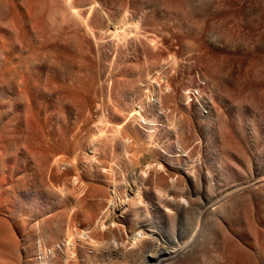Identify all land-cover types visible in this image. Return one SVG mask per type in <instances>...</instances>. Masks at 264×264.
<instances>
[{
  "label": "rangeland",
  "instance_id": "374dc122",
  "mask_svg": "<svg viewBox=\"0 0 264 264\" xmlns=\"http://www.w3.org/2000/svg\"><path fill=\"white\" fill-rule=\"evenodd\" d=\"M94 1L98 5L96 6L98 10V19L100 21L103 19L101 22H105L109 14L112 20L111 22L115 24V30L121 31L120 36H122V32L126 30L127 36L128 33L133 31L138 37L133 35V32H131V35H129L130 37H127L124 34L125 32H123L125 35L123 38L127 37L125 40L126 43L122 41V38L119 36L118 38L121 42H117L119 41L116 37L117 35L115 36L117 41L115 38L113 39L114 42L112 44V51L110 53H112L113 58L115 56L116 59H113L111 66V83L108 81L109 76L107 77V75L102 73L99 69L100 64L105 62L107 65L108 63L101 57H98V60L100 59L98 61L96 57L97 55H95L93 48L88 58V62L84 58H81L80 55L82 54L76 53L75 59H78L76 65L78 66L80 63L78 67L81 68L82 72H79L80 75L78 72L75 73L76 75L70 74L71 83L68 81L66 82L65 86L66 90L72 93L73 98L69 97L56 101L53 99L52 101V107L50 108L51 117L53 120L56 118L63 120L65 119V125L72 129L70 132L72 135L70 136L69 134L67 137L66 145L68 147L66 146L64 148L65 150L50 148L46 153H44L46 158H44L42 152L36 151L33 153L31 158V167H33L32 179H34V182L36 181L35 183L45 182L41 188L35 192L34 197V201L37 203V205H39L38 207L41 208L44 206L41 208V212L44 214L42 213V217L38 218L39 220L37 219V221L24 223L28 229L27 232L29 233L28 235L30 237V246L36 244L39 246V249L42 248L41 253L38 255L40 264H142L139 259H134L132 254L135 251L130 245L127 244L129 243L127 238H130L132 235L138 233H140V236L142 233H146V235L154 234L152 235L153 238L160 237L165 241L169 248L181 249L179 256H177L172 261H168L169 263L166 262V264H264V186L262 187L263 183L260 185L258 183L264 179V121H259L253 117H247L246 119L239 118L234 122L231 120V122L229 121L230 119H227L228 116L225 115V121L223 118L214 125L209 123L198 125L193 124L190 121V117L192 118L191 112L187 108H190L189 103L191 104L192 101L190 97L192 96L193 92L197 93V91H184L185 86L187 87L190 81V78H188L190 76L188 75L200 76V73L201 75L205 74L204 71H206L207 65L211 63L203 53L195 54V47L193 51V44L189 42V40L194 42L196 46L197 32L199 28L205 24L210 29H212L214 34H227L226 36L223 35L224 38L227 36L229 37V35V38H231L232 34L231 39H234V43H237L235 42L238 38L236 33L245 31V28L247 27L245 21L242 20L241 17L238 16L232 9L230 10L220 8L219 10H216L215 8L211 9L212 7H205V5H202V8H200L199 11L200 13H196L198 15H195L193 12L196 7L192 5L193 3H191L190 0ZM50 2V0H32L30 9L33 13L36 12L35 14L44 12L43 19L46 21V23H44L48 26V30L46 29L48 35H46L52 41V43H54L55 41L53 42V39H55V31L57 30V24L55 23H57V21L54 19L56 18L55 15L50 14L52 13V8L50 9L52 4ZM178 4L180 5L178 6ZM188 5H190V10L188 9ZM228 5L231 6L230 3ZM151 7L152 9H149ZM207 8H209L208 11L211 13L216 11L218 15V19L216 20L219 23H217L216 20H213L211 23L210 18L206 14ZM144 9H146L147 12L146 10L144 11ZM185 11L187 12V15L184 14ZM176 13L177 15H175ZM37 15L39 16V14ZM182 15H184V18ZM47 16L48 18H46ZM254 16L255 14L251 15V18ZM123 22L125 24H123ZM126 22L128 23L127 26H129V28L132 25H135L136 27L133 28L134 30H132V28L129 29L128 27L126 29L124 27L127 24ZM190 22L192 24L194 23V25H192ZM216 23L219 25L216 26ZM120 24L122 29L120 28ZM130 24L132 25L130 26ZM199 24H201L199 28L194 27L195 25L198 26ZM224 24L226 26L223 27ZM137 26H140L139 30L137 29ZM214 26H216L214 28L215 30L213 29ZM233 27L235 28L234 33L231 31L233 30ZM123 28H125V30ZM185 28L188 30L186 31ZM135 29L140 34H137L138 32H135ZM193 30L196 31V34ZM219 30L221 32H219ZM162 31H167V34L163 33ZM117 32L119 33V31H116V33ZM188 32L190 36L188 35ZM34 33L31 34L33 38ZM150 33L159 35H156V37L154 34ZM258 33L259 32L253 34L251 42H253L258 48H261L262 46L255 42V40H257L259 37ZM147 34L150 37L147 36ZM132 35L136 37H134L136 39L135 41H133L134 38ZM151 36H155L156 38L159 37V39H162V41L157 39L160 42L157 40H154V42V37L152 39L153 43H150L151 39L149 40L150 42L148 41L147 43L146 39L148 40V38H152ZM32 37H30V40H33ZM175 39L176 41L173 42ZM156 41L158 47L156 44V47L150 45L156 43ZM186 43H190V46L192 45L191 49L189 47H185ZM187 48L190 50V52H187ZM100 51H105L104 47H101ZM126 51H128V53H126ZM192 51L194 54H192ZM185 52L188 54L191 53V56L187 55ZM231 52L233 51L229 50L223 52L225 53V56H230L228 58L226 57L227 60L232 57L231 55L233 53ZM261 52L263 51L261 50ZM86 53L87 52L84 54ZM228 53L231 55H228ZM91 54L94 58L91 56ZM173 54H176L175 59L178 66L176 64L175 65L177 67H172V65H174L172 62V59L174 58ZM196 56L201 58V61ZM261 56H255L257 59L252 58L253 60L246 59L247 62L245 61V64L252 62L251 65H255L256 67L257 63L258 65H262L264 60ZM202 57L204 61L202 60ZM233 57L232 59L236 60V62L240 58L236 57L237 59H235V56ZM232 59L228 60L229 63H235V69L238 70V68H236L238 67V64H236L234 61L231 62L230 60ZM79 60H81V62H79ZM90 60L92 66H90L89 63ZM198 60L199 64L197 63ZM82 61L87 63L85 64V62ZM260 61H262V64ZM161 62L166 65H162ZM155 63H157L158 67L160 65V67L158 68ZM212 63L209 65V67H213V65H215ZM245 64L243 66H245ZM167 65L168 67L165 68ZM247 65L245 67H247ZM243 66H240L239 70L241 68L244 71H242L243 74H245L246 68ZM255 66H253V68L250 66V69L252 70H248V72L251 73V71H253L254 74L255 71L256 73L262 71L261 73L259 72V74L257 73L258 76L255 74L256 77H254L256 81L255 83L257 85L261 83L258 86L259 90H256V94H261L263 96L264 88L261 87V85H264V69L258 67L261 69H258V71L257 68L255 69ZM262 66L264 67V64ZM169 67H172V71ZM225 68L226 66L224 69ZM165 70H170L169 74L172 76L175 75V77L178 78L177 81L180 80L182 85H185L186 83V85L183 87L184 89L182 88V85L181 87L179 86L180 90L177 92L179 94L175 95V93L165 87V84L163 85L162 82H165L166 80L164 79L165 77L162 76L164 72L166 73ZM209 70L210 68L207 69L206 72ZM160 71L163 72L161 73L162 75H160ZM101 75L105 78H103ZM235 78L237 77H234L233 79ZM85 80L86 82H84ZM99 83L102 84L104 90L106 88L108 89L105 90L107 91V95L104 91L102 96H100L101 93L99 92ZM84 84L88 87L89 92L91 90L89 94L91 100V110L89 113L91 114L90 121L88 118L90 117L89 115L84 117L80 116V105L82 104L81 96L83 94L81 88L84 86ZM202 84L204 83L202 82ZM88 85L91 87V89ZM207 93H209V90H207ZM74 96L77 98L76 100ZM69 101L71 103H69ZM175 103L176 106L173 107ZM72 104L74 105V109ZM101 107L103 112H101ZM94 108L98 109L94 111ZM216 108L218 110V105H216ZM73 110H75V112H73ZM158 110L160 112H158ZM187 113L188 116H191L188 117ZM62 115H64V117H62ZM99 115L101 116V121L99 120L100 118H98L100 117ZM165 116H167V118ZM97 118L99 120L98 122ZM81 120L83 121L81 122ZM107 121H109L110 124H113L112 127H114L113 129L115 131L109 126L110 124L108 125ZM95 122L98 124H94L92 126V123ZM99 123H101V126L104 128L108 126V129L105 128L107 131L103 130V127L99 128L101 127H98V125H100ZM173 124L181 125L179 128L175 126L178 132L175 131ZM77 125L78 127H76ZM98 129L99 131H97ZM100 129L105 131L103 134L107 132L111 136L107 134V137L109 138L105 136V140L103 135L100 136L101 138L103 137V139L99 138V134H102L100 133ZM116 129L118 131L120 130V137L121 135L125 136L124 138L123 136L121 137L123 140H125V144H123V140H121L119 134L116 133L117 135H115V132L117 131ZM74 132L76 134H74ZM95 133L96 136L94 135ZM177 133L178 135H176ZM88 134L90 136L93 135L95 140L98 137L97 140H99L100 143L97 140L94 141V139H92L94 142L89 141L90 136ZM148 134H151V136H148ZM78 135L79 137H77ZM112 135L114 137L113 143L111 142L113 138ZM175 135L177 136V140H175ZM116 136L120 138L121 142L118 140V138H116ZM69 137H72V139ZM126 137L132 140H129ZM221 137L225 139L223 140ZM146 138L148 140L150 138V141H148ZM74 139L75 142L73 141ZM180 140H182L183 143ZM175 141H178V144L181 146V148L177 146L178 144ZM127 142H130L131 144H126ZM134 143L137 144L135 145ZM96 145L97 151H95V148L93 150L92 147ZM125 145H127L126 147L129 148L125 149ZM225 145L227 147H225ZM71 147L73 149H71ZM125 150H129L128 153L126 152L128 156L125 155ZM74 152L75 156L73 155ZM60 153L62 154L60 155ZM92 153L94 154L91 157ZM58 155L61 157V159ZM54 157L56 160H54ZM62 158H65V160ZM61 160L65 161V163H63V161L61 162ZM59 161L62 164L56 163ZM146 166L151 167L148 168ZM159 166L163 168L159 169ZM61 168L62 170H60ZM134 168L137 170V174H140L138 168H141L139 170H143L144 175L141 173L142 176H132ZM48 178H51V181ZM75 179L80 182L76 181ZM45 180H47V182ZM47 188L49 189L47 190ZM155 190L159 191V193ZM74 199L76 201L79 200V202H76ZM216 201L218 202V205L215 204ZM74 203H76L75 207L71 211L70 208L72 205H74ZM114 207L115 213L117 214H119V212L124 208L122 214L124 218L121 220H115L113 223H111L109 217L112 216ZM67 223L69 225L71 223L72 227L74 226L73 230L72 227L69 229L74 234L77 232V236L76 234L74 235L71 233L73 235L70 237L71 240L68 237L71 245L70 243L67 244V250H61L58 248L55 249L54 246H56L60 240H64L66 237V232L69 230L68 229L66 231L67 228L65 224ZM33 226L36 227L34 228ZM86 227H89V229L85 230ZM80 236H83L86 240L84 242L85 244L83 245H80L79 243L78 237ZM153 238H151L152 242L149 239L152 244ZM73 239L76 241H73ZM145 241L149 242L148 240ZM155 242L156 241H154V249L152 248V251H148L145 254V257L150 254V252H152L151 254L153 255L157 254L156 256H159V258L164 256L163 247H158V244ZM49 245L54 246H51V248ZM122 245L124 247H121ZM166 245H164V247H166ZM157 247L158 250H156ZM160 249H162V251H160L158 254ZM31 259L32 258H30V260ZM152 263L154 264L153 261L148 262V264Z\"/></svg>",
  "mask_w": 264,
  "mask_h": 264
},
{
  "label": "bare ground",
  "instance_id": "6f19581e",
  "mask_svg": "<svg viewBox=\"0 0 264 264\" xmlns=\"http://www.w3.org/2000/svg\"><path fill=\"white\" fill-rule=\"evenodd\" d=\"M50 1H51L50 3L52 4V7H50V9L52 8V13H50L49 11L48 12L50 14L55 15L56 18H54V19H56V21H57V23H55V24H57V30L55 31L56 36H55V39L52 38L53 42L55 41L54 43H52V41L47 37L48 33H47L46 29L48 30V26L45 24L46 23L45 19H43L44 18V16H43L44 12H42V13L40 12L41 14L37 13V14H39V16H38L37 14H35L36 12L33 13L31 11L30 6H31L32 0H0V264H30V263L40 264V261L38 259V257H39L38 255H39V253H41L42 248L39 249L38 248L39 246H37L36 244H33L30 246V242H29L30 237L28 235L29 233L27 232L28 229L26 228L25 223H24V222L31 223L32 221H37L38 218L42 217L43 212H41V208L44 207L42 205H41L42 206L41 208L38 207L39 205H37V203L34 201L35 192H37V190L39 188H41V186L45 182L35 183L36 181L34 182V179H32V175H33V169L32 168L33 167H31V158H32L33 153H35L36 151L42 152L43 156H44V153H46L47 150H49L50 148H52V149L53 148L54 149H64L67 146L66 140H67V137L70 134L72 129L68 128L65 125V119L63 120V119H57L56 118L53 120V118L50 115V108L52 107L53 99L56 101L59 99L63 100L65 98L72 97V93L70 91L66 90L65 86H66V82H68V81L70 82V74L72 75V74H75L77 72L78 73L82 72L81 68L78 67L80 65V63L78 66L76 65L77 60H78V59L77 60L75 59L76 53L82 54V55H80L81 58H84L88 62V58H89L91 50L93 48L95 55H97L96 56L97 60H98V57H101L103 60H105L108 63L107 65L105 64V62L100 64L99 69L102 73L106 74L107 77L109 76L108 81L111 83V66L113 63V59H116V57L114 56V58H113L112 53H110L112 51V44L114 42L113 39L114 38L116 39V37L118 38V36H119L122 38V39L121 38L120 39L126 43V41H125L126 38L129 35H131V32H133V31H131L130 33H128V36H127L125 28L126 29H127V27L129 28V26H127L128 23L126 22L127 24L125 26L123 25L125 27V28H123L125 30L123 32H125L124 34L127 37L123 38V37H125L123 32H122V36H120L121 31L115 30V27H114L115 24H113L111 22L112 20H111L109 14L106 18V21L101 22L103 19L101 21L98 19V10L96 7L98 5L95 3L94 0H50ZM190 2L193 3L192 5L196 7L194 9V12H193L195 15H198L196 13H200L199 11H200V8H202V5H205V7L206 6L212 7L211 9L215 8L216 10H219L220 8L230 9V10L232 9L238 16L241 17L242 20L245 21L247 27L245 28L244 32H241V33L237 32L236 33L238 38H237V41H235L237 43H234V39L233 40L231 39L232 34H231V38H229L230 37V35H229L230 31L228 33L229 37L227 36L228 38L227 37L224 38L223 35H225V34H222V35L221 34H214L212 29H210L204 23H203L204 25H202L200 28H199V26L201 24L196 26L198 24L197 23L194 26V27L199 28V30L197 32L196 46H195L194 42H191L190 40H189V42L191 44H193V47H192L193 51H194V47H195V51H194L195 54L196 53H200V54L203 53L204 56L211 63L213 62L212 64H215V65H213V67L212 66L209 67V65L211 63L210 62H209L210 64L206 63V64H209V65H207V69L210 68V70L208 72H206L207 71V69H206V71H204L205 74L201 75V73H200L199 74L200 76L188 75V76H190V77H188V78H190L189 79L190 81H189V83L187 82L188 85L186 87L185 82H184L185 85H182L180 80H179L180 82L177 81L178 78L175 77V75L172 76L169 74L170 73L169 71L172 69V67H174L176 65L178 66V64H176L177 62L175 59L176 54L175 55L173 54L174 58L172 59L173 60L172 62L174 65H172L171 68L169 67L170 68L169 71L165 70L166 73L165 72L164 73L166 76L164 75L163 72L160 71V75H162L161 73H163L162 76H164L165 77L164 79H166L165 82H162L163 85L165 84V87L168 88L169 90H171L173 93H175V95L179 94L177 92H179L178 90H180L179 88L181 87V85H182V88L185 86L184 91H186V90H196L197 91V93L193 92L192 96L190 95L191 97L189 96L192 99V101H191V104L189 103L190 108L189 107L187 108L190 110L192 118L190 117L191 115L188 116L189 112L187 113V116L190 117V119H191L190 121L193 124L198 125V124L209 123V124L214 125L217 122L221 121L225 115H227L229 117V118L227 117V119H230L229 121L232 120L233 122L235 120H238L239 118H245L246 119L247 117H253L259 121H261V120L264 121V94H263L264 92L263 93L260 92L263 94V96L261 94H256L257 93L256 90L258 89V86L261 83H259V85H257L255 83L256 82L255 77L258 76L259 72L260 73L262 72L259 70L264 69V67L262 66L264 64V61H263V64H262V61H260V63L262 65H258V63H257V67L255 65H251L252 62L251 63L249 62V64L247 63L248 65L245 64L247 62L246 59L249 60V59L255 58V56H261L264 52V0H190ZM229 3L231 4V6L228 5ZM180 4H178V6ZM188 6H189L188 9L190 10L191 9L190 5H188ZM162 7H165V6H162ZM50 9H48V10H50ZM146 9H148V8H146ZM146 9H144V11ZM149 9H152V7ZM208 9L209 8L206 9L207 13L206 12L205 13L210 18V21L212 23L213 20L218 19V15H217L216 11L211 13L208 11ZM150 11H152V10H150ZM186 11H185V13L183 12L185 15H187ZM146 12H147V10H146ZM146 12H145V14H146ZM181 14H182V12H181ZM253 14H255V16L253 18H251V15H253ZM175 15H177V13ZM183 16L184 15H182V17ZM46 18H48V16ZM125 18H127V17H125ZM185 18H186V16H185ZM49 19H50V16H49ZM122 20H123V18H122ZM135 20H137V19H135ZM185 22H187V21H185ZM196 22H197V20H196ZM216 22L219 23L217 20H216ZM123 24H125V23L123 22ZM45 25H46V28H45ZM131 25L132 24H130V26ZM192 25H194V23ZM218 25L219 24H217L216 26H218ZM117 26H119V25H117ZM216 26H214L213 29ZM224 26H226V25L224 24L223 27ZM54 27H55V25H54ZM134 27H136V26L132 25L130 28H132V30H134L133 29ZM139 27L140 26H137L138 30H139ZM120 28H121V24H120ZM222 29H225V28H222ZM234 29L235 28L233 27V30H231V31H233V33H234ZM187 30L188 29H186V31ZM116 31H119L120 34L117 32L119 34L118 35L116 33ZM155 31H156V29H155ZM193 31H195V30H193ZM223 31H225V30H223ZM135 32H138V31L135 29ZM219 32H221V31L219 30ZM256 32H259L258 33L259 37L257 40H255V42L258 43V45L260 44V46H262L261 48H258L253 42H251L252 36ZM33 33H34V35H33L34 38L31 35ZM163 33L167 34V31L163 32ZM226 33H227V31H226ZM137 34H140V33L138 32ZM148 34H147V36H149ZM150 34H154V33H150ZM195 34H196V31H195ZM133 35H136V33L134 34V32H133ZM133 35H132V37L134 38L135 36H133ZM154 35L156 36L157 34H154ZM188 35H189V32H188ZM147 36H146V38H147ZM30 37H32L33 40H30ZM136 37H138V36L136 35ZM154 37L148 38V40L146 39L147 43L150 39H151L150 40L151 42L149 41L150 43H153L154 40L159 39V37L158 38L155 37V39H153ZM160 37H162V36H160ZM135 38L133 39V41L136 40ZM173 38H175V37H173ZM152 39H153V41H152ZM118 40H119V38H118ZM159 40L162 41V39H159ZM159 40H157V41H159ZM116 41H117V39H116ZM130 41H132V40H130ZM157 41H156V43L150 44V45H153V47H156ZM174 41H176V39L173 40V42ZM117 42L120 43L121 41L119 40ZM186 42H187V40H186ZM177 43H179V42H177ZM190 43H188L189 45L186 43L187 45L185 44V47H189L191 49L192 45L190 46ZM116 45H115V47H116ZM122 46H123V44H122ZM101 47H104L105 51H100ZM157 47H158V45H157ZM127 50H128V48H127ZM186 50H187V52H190V50L188 48ZM229 50L233 51V52H231L233 54L231 55L228 53V55H231L232 57L235 56V59H237L236 57H238V58L240 57L239 58L240 60L239 59H238L239 61L237 60L238 63L236 62V60H233L232 57L229 58V59H232V60H230L231 62L234 61V62H236V64H238V67H236V68H238V70L235 69V66H236L235 63L234 64L232 63L233 64L232 65L229 63V61H228L229 59L227 60V58L230 56L227 57L224 55L225 53H223L224 51L226 52ZM261 50L263 52H261ZM193 51H192V54H194ZM85 52H87V53L84 54ZM187 52H185V53H187ZM115 53H117V52H115ZM126 53H128V51H126ZM260 53H261V55H260ZM190 54L187 53V55H190ZM200 54H198V55L201 56ZM91 56H92V54H91ZM196 57H198V56H196ZM203 57H202V60H203ZM261 57L264 60V58H263L264 54ZM261 57H260V59H261ZM123 58H124V56H123ZM199 59L201 61V58H199ZM255 59H257V57ZM179 60H180V58H179ZM75 61H76V63H75ZM79 62H81V60H79ZM82 62H85V61H82ZM87 62H85V64ZM89 63H90V66H92L91 60ZM197 63L199 64V60ZM254 63H256V62H254ZM155 64L157 66V63H155ZM155 64H154V66H155ZM244 64H245V66L247 65V67L243 66ZM162 65H166V64L162 63ZM156 66H155V68H156ZM225 66H226V68L224 69ZM240 66L241 67L243 66L246 68V69L244 68L246 70L245 74H243L244 71L241 68L239 70ZM250 66H252L251 68H253V66H255V69L256 68H257V70L259 69L258 70L259 72H257L258 74L256 73L255 69H254V71H255L254 74H253V71H251V73L248 72V70L249 71L252 70V69H250ZM159 67H160V65H159ZM166 67H168V65L165 66V68ZM258 67H261V69ZM162 68H163V66H162ZM220 68H222L224 70H222ZM173 70H174V68H173ZM255 74H256V76H255ZM79 75H80V73H79ZM147 75H148V73H147ZM102 77L105 78L104 76H102ZM234 77H237V78H235L236 80L233 79ZM175 78H177V79H175ZM72 79H74V78H72ZM145 79H146V77H145ZM84 82H86V80ZM109 82H108V86H109ZM202 82L204 84H202ZM78 85H79V83H78ZM154 86H156V85H154ZM70 87H71V85H70ZM78 87H80V86H78ZM261 87L264 88V85H261ZM261 87H260V89H261ZM89 88L91 89L90 86H89ZM81 89L83 91V94L81 96L82 97V104L80 105V107H81L80 116L84 117V116L89 115L90 117H88V118L90 121L91 120L90 119L91 114H89V113L91 110V107H90L91 106V100H90L89 94H90L91 90L89 92V89L85 84ZM105 90H104V87L102 86V84L99 83V92L101 93L100 96H102V94ZM207 90H209V93H207ZM76 91H78V90H76ZM79 91H80V89H79ZM106 92L107 91H105V93ZM212 93H213V95H212ZM170 94H172V93H170ZM106 95H107V93H106ZM256 95H258V96H256ZM259 95H260V97H259ZM173 97H174V94H173ZM74 98H75V96H74ZM106 98H109V97H106ZM110 98H111V95H110ZM76 99L77 98H75V100ZM95 100H96V98H95ZM70 101H69V103H71ZM66 102H68V101H66ZM77 104H78V102H77ZM216 105H218V107H219L218 110L216 108ZM175 106H176V103L173 107H175ZM95 107H96V105H95ZM173 107H172V109H173ZM73 109H74V105H73ZM97 109H95L94 111H96ZM161 109H163V108H161ZM177 109H178V107H177ZM134 110H135V108H134ZM159 110H160V107H159ZM159 110H158V112H160ZM73 112H75V110H73ZM76 112H77V110H76ZM101 112H103L102 107H101ZM75 114H74V116H75ZM102 115H103V113H102ZM62 117H64V115H62ZM165 117L167 118V116H165ZM98 118H100L99 120L101 121V116ZM98 118H97V122L99 121ZM227 119H226V121H227ZM82 121L83 120H81V122ZM109 121H107L108 125L110 124ZM224 121H225V118H224ZM93 122H94V120H93ZM97 122L92 123V126L94 124L97 125L98 124ZM104 123H102V124H104ZM82 124H84V123H82ZM99 124L100 125H98V127L101 126V123H99ZM112 125L113 124L111 123L109 126L113 129L114 127H112ZM121 125H123V124H121ZM177 125H179V126H177ZM177 125H174V128H175V126L178 128L181 126L180 124H177ZM76 127H78V125ZM102 127L103 126H101L99 128H102ZM107 127H105V128H107ZM121 127H125V126H121ZM105 128L103 130H105ZM183 128H185V127H183ZM171 130H174V129H171ZM97 131H99V129ZM105 131H107V130H105ZM105 131H102V130L100 131V133H102V134H99V138H101L100 136L103 135L104 140H105V136L107 137L109 135L107 132L105 133L106 135L103 134ZM109 131H111V130H109ZM119 131L117 130L115 132V135L119 134L120 133ZM175 131H177L176 128H175ZM217 131H218V129H217ZM97 133H99V132H97ZM74 134H76V133L74 132ZM120 134H119V137H120ZM173 134H175V133H173ZM182 134H183V132H182ZM71 135L72 134H70V136ZM94 135L96 136V133ZM113 135H112V137H113ZM124 135H126V134H124ZM149 135L151 136V134H148V136ZM176 135H178V133ZM109 136H111V135H109ZM122 136L123 135H121V137ZM77 137H79V135ZM90 137H92V138H90ZM90 137H89V141H93L92 139H94V141H96L98 139V137H97V139L95 140V137H93V135ZM103 137L101 139H103ZM124 137L125 136H123V138ZM152 137H150V138H152ZM222 137H224V136H222ZM69 138L72 139V137H69ZM107 138H109V137H107ZM116 138H118V136H116ZM120 138H118L119 141H120ZM150 138H149V140L147 138L146 139L148 141H150ZM176 138H177V136L175 137V140H177ZM113 139H114V137L112 138V141H111L112 143H113ZM127 139H129V138H127ZM121 140H123V139L121 138ZM129 140H132V139H129ZM73 141L75 142V139ZM97 141L99 142V140H97ZM124 141L125 140L122 141L123 144H125ZM180 141H182V140H180ZM74 142H71V143H74ZM130 142H127L126 144H128ZM175 142H177V144H178V141H175ZM182 143H183V141H182ZM184 143H185V141H184ZM96 144H97V142H96ZM120 144H122V143H120ZM149 144H150V142H149ZM68 145H69V143H68ZM226 145H225V147H227ZM107 146H108V144H107ZM126 146L127 145H125V147ZM177 146L181 148V146L179 144ZM77 147H78V145H77ZM92 147H93V150L95 148L96 149L95 151H97V148H96L97 145L92 146ZM128 148L129 147H126L125 149H128ZM71 149H73V148L71 147ZM229 149H230V147H229ZM130 150H131V145H130ZM77 151H78V148H77ZM40 152H39V154H40ZM48 152H50V151H48ZM56 152H57V150H56ZM124 152H125V155L128 156L127 153L129 152V150L128 151L125 150ZM76 153H78V152H76ZM132 153H129V154H132ZM61 154L62 153H60V155ZM74 154H75V152L73 153V155ZM93 154L94 153H92V155L90 154L91 157L93 156ZM120 154H122V153H120ZM44 158H46V157L44 156ZM59 158L61 159L60 156H59ZM72 158H73V156H72ZM34 159H36V158H34ZM42 159H43V157H42ZM62 159L65 160V158H62ZM54 160H56V158ZM57 160H58V158H57ZM129 160H130V158H129ZM62 161L63 160H61V162ZM156 161H155V163H156ZM61 162L59 161L56 163L62 164ZM56 163H55V165H56ZM63 163H65V161H63ZM33 164H32V166H33ZM35 165H36V163H35ZM64 166H65V164H64ZM151 166H149V167H151ZM37 167H39V166H37ZM146 167H148V166H146ZM160 168L161 167L159 166V169ZM139 169H141V168H138V171L140 172V174H137V170H135V168H134L132 176L137 177L138 175H141V176H142V174L144 175L143 170H141L142 171L141 172ZM60 170H62V168ZM39 176H40V173H39ZM45 176H47V175H45ZM79 176H80V174H79ZM47 177H49V176H47ZM40 178H41V176H40ZM42 179H43V176H42ZM141 179H142V177H141ZM161 179H162V177H161ZM38 180H40V179H38ZM75 180L78 181L77 179H75ZM45 181L47 182V180H45ZM78 182H80V181H78ZM258 183H259V185L261 183H263L262 184V187H263L264 186V179H262V181H260ZM50 184H51V182H50ZM73 185H75V184H73ZM136 188H137V185H136ZM21 189H23V190H21ZM48 189L49 188H47V190ZM76 189H77V187H76ZM156 192L159 193V191H156ZM228 193H230V192H228ZM95 194H97V193H95ZM95 198H96V196H95ZM137 201H138V198H137ZM76 202H79V200ZM217 203L218 202L216 201L215 204H217ZM75 204L76 203H74V205H72V207L70 208L71 211L74 209ZM123 209H122V211L119 212V214H117V213H115V207H114L113 212H112V216L109 217L111 223H113V221H115V220H121L124 218L122 216ZM68 220H69V218H68ZM68 220H67V222H68ZM62 224H63V222H62ZM77 224H79V223H77ZM90 225H92V224H90ZM93 225H94V223H93ZM65 226L67 228L66 231L69 228L71 229V227H72L71 223H70V225L67 223V224H65ZM73 227H72V230H73ZM89 227H86L85 230H88ZM68 231L66 232V237L64 238V240H60L57 243V245L55 244L56 246L53 245L55 249L56 248L61 249V250L66 249L67 244L70 243L71 235L74 234V233H72L71 230L69 232ZM141 232H143V231H141ZM75 234L77 236V232ZM139 234L140 233L134 234L130 238L128 237L129 239L127 238V240L129 243H127V244L130 245L131 248L134 249V251H135L132 254L134 256V259H139L142 262V264L143 263L148 264L149 261H153L154 264H166V262L172 261L177 256H179V254L181 252V249H179V248L178 249L177 248H169L166 245L165 241L163 239H161L160 237L153 238L152 235H154V234H152V235L147 234L146 235V233H142L141 236ZM61 235H63V234H61ZM119 235H120V233H119ZM78 236H79V234H78ZM43 237H45V236H43ZM68 237L70 240L68 239ZM80 237H78L80 245L85 244L84 243L86 241L85 238L83 236H80ZM40 238H41V236H40ZM151 238H153V244L151 243L152 242ZM149 239L151 242L149 241ZM37 240H35V241H37ZM74 240L75 239H73V241ZM145 240H148L150 243L145 241ZM154 241H156L155 243L158 244V247H160V246L163 247L164 256L162 258H159V256H156L157 254H155L154 252L153 253L155 255L151 254L152 252H150V254H148L145 257V254L148 251H152V248L154 249V247H155ZM45 242H47V241H45ZM39 245H40V243H39ZM70 245H71V243H70ZM164 245H166V247H164ZM51 246L49 245V247H51ZM45 247H46V245H45ZM121 247H124V246L122 245ZM158 247L156 248V250H158ZM160 251H162V249L159 250L158 254L160 253ZM43 257H45V256H43ZM30 258H32V259L30 260ZM63 259H65V258H63Z\"/></svg>",
  "mask_w": 264,
  "mask_h": 264
}]
</instances>
